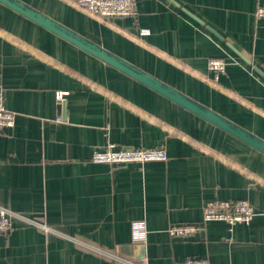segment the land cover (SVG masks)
<instances>
[{"label": "crops", "instance_id": "crops-1", "mask_svg": "<svg viewBox=\"0 0 264 264\" xmlns=\"http://www.w3.org/2000/svg\"><path fill=\"white\" fill-rule=\"evenodd\" d=\"M20 1L264 140L261 0H135L110 19L76 0ZM0 87L14 114L0 128V207L23 216L0 235V264H264L263 154L1 4ZM109 143L167 160L93 162ZM236 200L249 223L202 224L206 203ZM181 224L203 228L169 237Z\"/></svg>", "mask_w": 264, "mask_h": 264}, {"label": "built area", "instance_id": "built-area-1", "mask_svg": "<svg viewBox=\"0 0 264 264\" xmlns=\"http://www.w3.org/2000/svg\"><path fill=\"white\" fill-rule=\"evenodd\" d=\"M75 7L97 19L123 18L133 16L135 13V0H76ZM255 21H264V0L258 2L255 12ZM223 59H210L208 69L217 77L225 71ZM62 93L56 95L61 99ZM3 89L0 87V128H10L14 123V114L4 106ZM59 121V119H58ZM167 155L163 149H134L118 148L114 144H107L102 150L94 152L92 161L109 165H127L131 163L144 164L147 162L166 161ZM12 217L23 219L19 213L11 212L0 207V235L6 234L11 227ZM254 217L253 207L244 200L211 201L204 205L202 224L209 222H224L230 229L239 223H249ZM44 232L50 228L45 224L33 222ZM201 225L181 224L171 226L167 234L171 238H186L195 236L202 230ZM145 228L141 223L132 227V239L135 244L144 242ZM117 259V258H116ZM123 264H133L131 261H122ZM186 264H208L205 259H189Z\"/></svg>", "mask_w": 264, "mask_h": 264}, {"label": "water", "instance_id": "water-1", "mask_svg": "<svg viewBox=\"0 0 264 264\" xmlns=\"http://www.w3.org/2000/svg\"><path fill=\"white\" fill-rule=\"evenodd\" d=\"M0 4L264 155V140L20 0ZM135 259L143 258L136 246Z\"/></svg>", "mask_w": 264, "mask_h": 264}]
</instances>
